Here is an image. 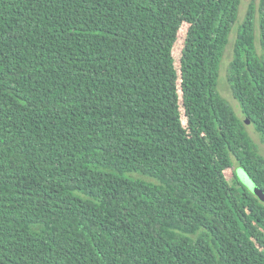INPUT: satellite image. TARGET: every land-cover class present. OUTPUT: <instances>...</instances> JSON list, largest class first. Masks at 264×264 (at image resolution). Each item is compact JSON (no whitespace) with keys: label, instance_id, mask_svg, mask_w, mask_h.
I'll return each instance as SVG.
<instances>
[{"label":"trees","instance_id":"trees-1","mask_svg":"<svg viewBox=\"0 0 264 264\" xmlns=\"http://www.w3.org/2000/svg\"><path fill=\"white\" fill-rule=\"evenodd\" d=\"M239 5L0 0V264H264V0L240 115L218 90Z\"/></svg>","mask_w":264,"mask_h":264},{"label":"rangeland","instance_id":"rangeland-1","mask_svg":"<svg viewBox=\"0 0 264 264\" xmlns=\"http://www.w3.org/2000/svg\"><path fill=\"white\" fill-rule=\"evenodd\" d=\"M250 2H251V0H241V5H239V9H238L239 13L237 15V22L233 26V29L230 33L229 44H227V46L225 48V51H224V54L222 57V61H221L220 66H219V79H218L219 93L221 94L222 97H224L230 103V105L233 107V109L235 110V112L238 115H240V111H239L237 103L235 102V100L231 96L229 87L226 83V77H225L226 72H225V70H226V66H227L228 62L231 59V54H232V44L231 43H233V40H234L235 35H236L237 27L240 24V22L242 21L244 14H245ZM246 126H247V130L249 132V135L251 136V138L253 139V141L255 142V144L258 147L259 153L264 157V145L260 141L259 136L255 133L253 126L251 124L246 125Z\"/></svg>","mask_w":264,"mask_h":264},{"label":"water","instance_id":"water-1","mask_svg":"<svg viewBox=\"0 0 264 264\" xmlns=\"http://www.w3.org/2000/svg\"><path fill=\"white\" fill-rule=\"evenodd\" d=\"M245 120V119H244ZM246 121V120H245ZM237 176L239 177V179L241 180V182L246 185L253 193L259 194V191L257 190V188L252 184V182L250 181L249 177L246 176L242 170H238L237 171Z\"/></svg>","mask_w":264,"mask_h":264}]
</instances>
